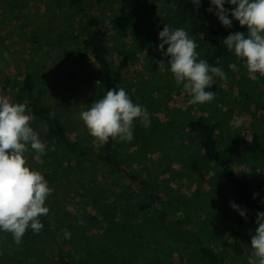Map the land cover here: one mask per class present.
I'll return each mask as SVG.
<instances>
[{"label":"rangeland","instance_id":"1","mask_svg":"<svg viewBox=\"0 0 264 264\" xmlns=\"http://www.w3.org/2000/svg\"><path fill=\"white\" fill-rule=\"evenodd\" d=\"M202 4L206 9L211 6L210 0H203ZM225 7L231 9L235 6L226 2ZM175 12L174 0H102L100 4L92 0H0V95L7 96L10 102L18 103L14 94L21 84L23 73L33 72L37 82L36 88L41 89L43 101L57 113L69 135L90 145H97L99 142L89 134L80 119V113L88 110L91 104L97 101V96L92 89H83L77 81L68 78L69 70L73 69L96 77L98 86H104L105 82L99 75L100 69L89 48L83 43L89 32L87 18L96 14L107 29L106 42L112 64L117 65L124 54L129 57L124 71L127 84L122 88L133 103L142 105L150 114V127H144L136 120L134 139L130 142L119 140L122 160L127 159L135 171L145 169L146 165L148 167L149 159L158 165L164 160L172 163L168 164V168L158 170L156 175L150 168L145 170L144 175L149 179L154 178L158 186L173 195L174 204L178 206V216H191L189 224L192 226L198 217L204 219L201 225L207 232L217 236L219 232L214 230L213 226L232 208L229 205L233 200L234 190L224 181L212 183V177L205 169V158L201 150L197 145H192L191 150L187 146L189 140H196L190 136L191 132L184 120L186 117L205 114L213 117L217 123L219 148L230 158L233 166L248 177L253 189L261 194L264 212V195L261 193L258 179L259 171L264 169V159L249 145L252 131L264 136V77L257 73L258 79L252 80L244 66V60L235 55L222 57L212 64L209 63L211 66L221 67L227 77H215L219 80L221 89L216 92L214 101L191 104V97L185 92L183 85L178 86L171 72L162 73L157 64L158 60L163 59L167 63L169 59L164 57L158 48V34L165 24L171 29L183 28L194 40L195 32L177 24ZM120 13H128L130 17V23L124 29L113 25V19ZM212 17L218 26L230 33H247V26H241L230 13L231 28L222 25L214 11ZM34 35L37 36L36 41L33 39ZM195 42L198 45V59L206 60L209 50L202 48V45L199 47V42ZM166 48L167 45L165 50ZM232 63L237 65V70L229 69L228 66ZM32 116L30 126L41 139L44 123ZM44 143L47 145L46 152L38 158L33 150H29L28 163L32 169L43 172L46 164L50 175H45V179L49 183H56L50 181L57 175L55 172L82 177L86 160L73 157L55 142ZM173 146L185 149L181 154L188 160V166L178 175H175L174 171L176 167L180 170L181 154L173 155L168 162L172 155L169 156L167 151ZM165 164L163 162L162 166ZM111 179L118 182L121 180L119 175L103 172H95L93 176L87 175L72 194L73 197L79 196L83 199L82 205L78 206L76 211L71 210L72 207L68 205L66 216L71 215V221L79 223V229L83 227L80 224L81 214L100 211V202L106 186L119 190L118 184H114ZM221 199L225 203L220 202ZM134 200H137L134 195L129 198V201ZM45 204L50 212V206L46 202ZM124 206H127V202ZM187 207L191 210L186 209ZM126 214L127 216L121 215L115 228L124 231L126 224L122 221L133 223L137 227L133 231L135 237L144 235V238H149V227L144 225L146 215L131 207ZM194 214L197 219L192 216ZM95 222L96 220H89L86 228L93 229ZM64 225L57 224L58 242L65 236L71 238L70 232H64ZM140 225L141 227H138ZM256 227L240 231L243 247L236 256H229V264H247L252 251L248 231L252 230L255 235ZM143 230L146 231L142 232V235ZM161 233L165 237L171 235L166 249L177 262L180 250L187 251L192 248V240L184 236L183 230L175 231L167 227L163 228ZM135 237L133 236V239L137 240ZM58 242L50 238L43 229L34 233L29 227L21 243L17 245L10 233L0 231V264H51L52 250L56 249ZM70 243L74 247L72 251L78 253L77 264H99L93 254L88 252L89 248L93 247L92 244H86L80 237Z\"/></svg>","mask_w":264,"mask_h":264},{"label":"trees","instance_id":"2","mask_svg":"<svg viewBox=\"0 0 264 264\" xmlns=\"http://www.w3.org/2000/svg\"><path fill=\"white\" fill-rule=\"evenodd\" d=\"M92 1L100 4L102 0ZM174 3L177 24L195 32L193 39L199 42V47L202 45V48L209 50L206 53L208 63L212 64L222 57L235 55L234 52H229L223 43L230 32L215 23L212 12H209L202 4L203 0H201L198 8L192 0H174ZM211 7L214 8L212 5ZM87 21L89 32L84 37L83 43L89 48L90 54L100 69L99 75L105 83L103 87H100L96 82V77L93 78L73 69L69 70L68 78L77 81L83 89H92L97 100H100L108 89H119L127 84L124 71L128 65L129 57L127 54L122 55L119 63L114 66L109 59L110 52L106 42L107 29L104 22L96 14L89 15ZM129 23L128 13H120L113 19V25L118 29L126 28ZM33 39L36 41L37 36L34 35ZM218 81L215 79L212 87L206 90L215 93L219 91L221 86ZM36 87L37 82L34 73L26 71L23 73L21 84L14 95L18 103L27 102L31 114L44 123L43 137L40 140L42 142H55L73 157L86 160L82 177L74 174L60 175L59 172H55L57 175L54 173L55 176L50 181L56 183L48 182L49 187L53 188L54 191L46 200L51 211L47 215L39 217L44 226L43 231L56 242L59 241V238H56L59 236H56V232L59 231L58 223L63 225L66 223L63 226L64 232L71 233L70 239L65 236L61 242L56 243V249L52 250L51 264H77L78 253L72 251L74 247L71 246L72 243L70 242L79 240V237L86 244H92L93 247L89 248L88 252L93 254L99 264H229V256H236L241 252L243 244L240 231L244 228L258 226L255 221L257 212H262L261 194L253 189L248 177L233 166L230 158L222 153L218 145L217 123L213 117L205 114L185 118L186 126L191 132L190 136L196 140L194 142L189 140L187 146L191 150L192 145H197L205 158V169L212 177V183L226 182L234 190L231 202L245 210L247 217L245 219L233 208L228 209L225 212V217L213 226V229L219 232L217 236L205 230L204 226L201 225L204 219L200 217L197 219V215H192L197 219L193 226L189 224L191 216L186 218L184 217L186 214L178 216L176 213L178 206L176 207L174 204L173 195H169L166 189L158 186L154 178L149 179L144 175L145 170L149 168L156 175L158 170H162L163 167L168 168V164L171 165L172 163H167L164 160L163 162L166 164L162 166L163 162L159 165L153 164L152 160L149 159L148 167L146 165L145 169L135 171L128 164L127 159L122 160L123 156H121L119 149L121 145L118 139L109 138V141L104 145L100 143L90 145L79 138L71 137L57 113L43 101L41 89ZM249 145L255 153L264 159V136L262 134L252 131ZM168 150L169 156L172 155L168 162L170 158H173V155L177 156L186 151L178 146H173ZM176 158L174 157V159ZM180 159L182 160L179 166L180 170H177L176 167L175 175L184 172L182 170L188 166L186 157L181 154ZM95 172L119 175L121 178L119 182L111 179L114 184H118L119 190L116 191L115 188L106 186L107 189L100 202V211L81 214L82 222L80 224L83 227L79 229V223L71 221V215L66 216L68 205L74 211L82 205L83 199L79 196L73 197L72 194L77 190L85 176H93ZM41 173L44 177L50 175L46 164ZM258 179L261 193L264 195V169L259 171ZM254 194H257L255 198ZM133 195L137 197V200L129 201ZM125 202H127V206H124ZM220 202L225 203L223 199ZM226 203L229 202L226 201ZM130 207L142 212L144 216L146 215L144 225L146 228L149 227L147 230L149 238H144L143 233L146 230L141 231L142 237H135L133 231L137 227L130 222L128 224L122 221L126 224L125 228L123 225L124 231L115 228L121 215L127 216L126 213H129ZM229 207H231V203ZM61 211L64 213L62 214ZM91 219L96 220V222L94 228L89 230L86 227ZM167 227H171L175 231L183 230L184 236L192 240L190 250L178 252V262L166 249L171 240V235L168 234V237H165L163 233L160 234L161 230ZM252 235L253 231L249 230L248 237L250 239ZM133 236L137 240L133 239Z\"/></svg>","mask_w":264,"mask_h":264},{"label":"clouds","instance_id":"3","mask_svg":"<svg viewBox=\"0 0 264 264\" xmlns=\"http://www.w3.org/2000/svg\"><path fill=\"white\" fill-rule=\"evenodd\" d=\"M200 2L193 0L197 8ZM226 2L235 7L226 8ZM210 4L214 8L210 6L207 10L214 11L225 27H232L229 13L241 26H247L246 34L230 33L223 43L229 52L244 60L250 79H258L257 73L264 77V0H210ZM158 35V48L164 57H169L167 63L163 59L157 61L158 69L162 73L171 72L175 83L182 84L190 95L191 104L213 102L216 93L206 89L212 87L215 77L227 78L223 69L198 59V45L183 28L171 29L165 24ZM228 67L237 70L235 63ZM80 119L101 145L109 138L130 142L134 139L136 120L144 127H150L151 123L148 110L133 103L124 88L108 89L102 99L80 113ZM32 120L27 102L13 103L7 96L0 95V231L10 233L17 245L29 227L34 233L43 229L39 217L49 213L45 202L54 191L44 175L28 163L30 149L38 158L47 148L30 126ZM231 207L247 218L239 205L231 202ZM255 222L258 226L256 234L251 236L252 251L247 264H264V212H257Z\"/></svg>","mask_w":264,"mask_h":264},{"label":"water","instance_id":"4","mask_svg":"<svg viewBox=\"0 0 264 264\" xmlns=\"http://www.w3.org/2000/svg\"><path fill=\"white\" fill-rule=\"evenodd\" d=\"M253 234H254V232H253Z\"/></svg>","mask_w":264,"mask_h":264}]
</instances>
